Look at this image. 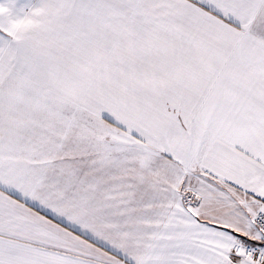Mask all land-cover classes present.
Masks as SVG:
<instances>
[{
  "label": "snow or ice",
  "instance_id": "1",
  "mask_svg": "<svg viewBox=\"0 0 264 264\" xmlns=\"http://www.w3.org/2000/svg\"><path fill=\"white\" fill-rule=\"evenodd\" d=\"M0 264H264V0L0 3Z\"/></svg>",
  "mask_w": 264,
  "mask_h": 264
},
{
  "label": "crops",
  "instance_id": "2",
  "mask_svg": "<svg viewBox=\"0 0 264 264\" xmlns=\"http://www.w3.org/2000/svg\"><path fill=\"white\" fill-rule=\"evenodd\" d=\"M4 2V0H0V3H3ZM27 2V0H19V3L20 4H24V3H26Z\"/></svg>",
  "mask_w": 264,
  "mask_h": 264
}]
</instances>
